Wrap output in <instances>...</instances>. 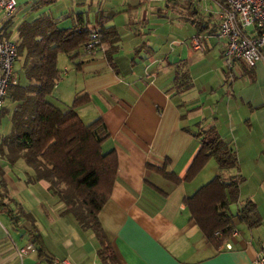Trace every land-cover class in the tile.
<instances>
[{
    "label": "crops",
    "instance_id": "crops-1",
    "mask_svg": "<svg viewBox=\"0 0 264 264\" xmlns=\"http://www.w3.org/2000/svg\"><path fill=\"white\" fill-rule=\"evenodd\" d=\"M19 1L24 12L17 27L44 14L68 27L81 16L92 31L104 21L120 35L116 67L105 46L97 56L60 54L59 68L70 71L48 96L66 111L88 94L90 101L76 111L85 123L105 121L110 137L103 149L116 150L119 166L99 221L120 263L255 264L264 254V59L253 67L243 60L229 66L218 30L219 0H58L38 12L37 0ZM199 27L207 36L205 53L191 44ZM183 70L192 86L179 92L175 81ZM206 121L236 148L245 177L240 201L252 199L262 218L255 228L236 221L238 234L219 250L183 203L218 172L217 162L179 184L147 167L165 165L183 178L200 148L193 132ZM0 167L9 194L0 205V264H106L95 233L64 211L51 181L34 179L35 169L22 158L11 163L0 156ZM7 205L30 218L19 214L13 221ZM238 205H231L232 212ZM32 227L44 239L43 256L29 234ZM28 245L33 248L21 255Z\"/></svg>",
    "mask_w": 264,
    "mask_h": 264
},
{
    "label": "trees",
    "instance_id": "trees-1",
    "mask_svg": "<svg viewBox=\"0 0 264 264\" xmlns=\"http://www.w3.org/2000/svg\"><path fill=\"white\" fill-rule=\"evenodd\" d=\"M55 0H37L33 9H41ZM224 2V0H219ZM96 30L105 55L116 67L114 54L118 51L120 35L114 26L99 21ZM200 23H198V26ZM12 22L3 24L0 37H10ZM205 29L199 27V33ZM95 31V30H94ZM19 34L15 75L18 83L9 88L7 97L13 107H3L2 117L10 114V130L0 136V155L11 163L24 159L35 169L34 179L45 178L52 183L65 203V212H72L85 230H91L99 240L98 254L106 264H121L99 221V213L109 199L118 173V155L115 149L104 151L103 144L110 133L102 117L85 123L76 108L88 103L90 96H77L70 109L63 111L48 100L59 78L60 54L70 58L79 55L78 49L87 43L93 32L84 24L81 16L77 23L60 27L58 21L41 15L31 21H23L17 27ZM179 92L192 86L190 75L183 70L175 81ZM200 142L186 175L182 178L169 171L165 165L147 163L152 169L174 183L192 181L214 159L218 172L190 196L183 199L194 220L208 240L221 249L232 237L236 221L249 228L259 227L261 215L252 199L240 201V190L245 177L240 172L238 152L221 136L216 124L202 122L193 132ZM0 167V205L9 196ZM10 198V197H9ZM239 203L236 212L231 205ZM13 221L25 215L6 208ZM28 218L30 215L26 214ZM220 232V235H216ZM39 255L45 254V242L36 227L29 232Z\"/></svg>",
    "mask_w": 264,
    "mask_h": 264
},
{
    "label": "built area",
    "instance_id": "built-area-1",
    "mask_svg": "<svg viewBox=\"0 0 264 264\" xmlns=\"http://www.w3.org/2000/svg\"><path fill=\"white\" fill-rule=\"evenodd\" d=\"M18 0H0L1 26L15 13ZM219 35L224 41V54L230 67H235L239 60L249 66H255L264 59V0H224L219 2ZM0 23V24H1ZM1 28V27H0ZM4 33L0 30V36ZM207 36L198 33L192 37V46L196 51L205 53ZM104 50L99 33L95 30L87 43L77 51L79 54L97 56ZM19 58L18 43L12 37H0V116L8 95L9 88L18 83L15 69ZM70 68L65 67L56 81V85L68 75ZM238 234L234 229L232 236ZM216 235H220L217 232ZM33 245L20 249V254L27 253ZM255 264H264V254H259Z\"/></svg>",
    "mask_w": 264,
    "mask_h": 264
},
{
    "label": "rangeland",
    "instance_id": "rangeland-1",
    "mask_svg": "<svg viewBox=\"0 0 264 264\" xmlns=\"http://www.w3.org/2000/svg\"><path fill=\"white\" fill-rule=\"evenodd\" d=\"M65 1L67 2L68 0H65ZM21 4H22V6L21 7H18ZM57 4L59 5L61 3H58V0H55L54 3L49 4V5H46V6H44L43 8H41L39 10L34 9V11L35 12L44 11L46 8H49L52 5L57 6ZM18 6H17V9H16L15 13L10 18V22H12V26H11V28H9L10 29V32L12 33L10 37H12L15 41H18V38H19V34L17 32V22L21 19V15L24 12V8H23L22 1H19ZM1 25H2V23L0 24V27H1L0 30H2V27H3ZM66 77L67 76H65L63 79H65ZM4 107H10V109H12V107H13L12 101L8 97L5 100ZM9 130H10V114L2 117V119L0 121V136L8 133Z\"/></svg>",
    "mask_w": 264,
    "mask_h": 264
}]
</instances>
